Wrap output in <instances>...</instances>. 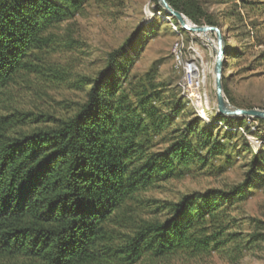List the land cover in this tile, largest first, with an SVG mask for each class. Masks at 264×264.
Masks as SVG:
<instances>
[{"label": "trees", "instance_id": "trees-1", "mask_svg": "<svg viewBox=\"0 0 264 264\" xmlns=\"http://www.w3.org/2000/svg\"><path fill=\"white\" fill-rule=\"evenodd\" d=\"M89 2L0 0V264H186L213 255L237 264L257 256L264 222L243 216L264 191V136L252 151L238 128L264 120L216 113L204 122L186 110L154 65L132 72L126 57L136 33L95 72L79 70L90 48L73 26ZM166 2L195 25L220 27L198 0ZM42 79L80 98L69 106L65 97V113L25 109L20 95ZM241 160L237 185L165 197L192 174L224 179Z\"/></svg>", "mask_w": 264, "mask_h": 264}, {"label": "rangeland", "instance_id": "rangeland-1", "mask_svg": "<svg viewBox=\"0 0 264 264\" xmlns=\"http://www.w3.org/2000/svg\"><path fill=\"white\" fill-rule=\"evenodd\" d=\"M156 2L157 0H90L73 26L75 37L82 39L86 47L90 48L89 54L82 57L79 70L84 73L95 72L109 53L136 33L138 38L127 51L126 57L135 61L132 72L143 75L154 65L158 73L157 81L165 84L166 91L173 94L172 99L181 100L186 110L194 111L197 115L198 112L204 113L205 116L200 118L209 122L218 113L213 74L215 37L208 34V39H203L201 35L183 32L180 27H174L166 16L161 17ZM198 2L206 17L219 24L224 49L228 52L224 56L222 75L225 100L234 108L264 110V0ZM201 26H206L204 20ZM191 63L204 71L203 79L197 80V83L186 79V70ZM38 82L31 92L25 91L19 98L25 109L32 112L49 110L52 113H65V106L61 104L63 99L71 97L66 103L70 106L72 101L80 98L78 94H68L46 84L44 79ZM193 84L197 92L195 97L190 98L188 94L194 88ZM234 124L236 122L232 123ZM238 132L246 140L241 145H248L252 151H256L260 145V137L264 136V125L245 120ZM244 163L243 160L238 161L224 179L204 174L189 175L184 180L171 184L165 197L172 199L191 191L219 188L223 182L237 185L244 179ZM244 212L243 217H254L264 222L263 190H259L246 202ZM186 264L230 263L213 255L208 259ZM237 264H264V244L257 256L245 257Z\"/></svg>", "mask_w": 264, "mask_h": 264}, {"label": "water", "instance_id": "water-1", "mask_svg": "<svg viewBox=\"0 0 264 264\" xmlns=\"http://www.w3.org/2000/svg\"><path fill=\"white\" fill-rule=\"evenodd\" d=\"M166 14L174 17L180 28L186 32L194 33L197 35L207 36L213 34L215 37V61L213 66L214 74V87L216 94V105L218 113L230 118L245 117L248 119H262L264 120V110L258 109H240L232 107L228 101L225 100L222 88V75H223V62L225 56L224 40L221 28L217 26H198L179 13L174 11L166 2V0H157Z\"/></svg>", "mask_w": 264, "mask_h": 264}, {"label": "bare ground", "instance_id": "bare-ground-1", "mask_svg": "<svg viewBox=\"0 0 264 264\" xmlns=\"http://www.w3.org/2000/svg\"><path fill=\"white\" fill-rule=\"evenodd\" d=\"M165 17V16H164ZM167 17V16H166ZM167 20H169L170 18L169 17H167L166 18ZM198 37V36H197ZM201 37L203 38V39H208V38H206V36H202L201 35ZM209 42H210V40H209ZM195 59V58H194ZM196 61V60H195ZM201 62V61H200ZM197 63V62H196ZM198 67V66H197ZM196 67V65L194 64V63H191L190 64V66L187 68V70H186V75L188 76V78H186L187 80H189V82H195V83H197L196 81L197 80H199V79H203V76H204V71H203V68H202V71H200L198 68ZM206 71V70H205ZM207 73H209V72H207ZM212 73V72H211ZM209 76V75H208ZM193 86H194V88H191V91H190V93L188 94V97H190V98H193V97H195V92H197V88L195 87V84H193ZM199 95V94H198ZM199 97V96H198ZM200 98V97H199ZM198 99V98H197ZM200 101H202V100H200ZM202 103V102H201ZM203 104V103H202ZM202 107V106H201ZM198 116H200V117H203V116H205V114L204 113H202V112H198Z\"/></svg>", "mask_w": 264, "mask_h": 264}]
</instances>
